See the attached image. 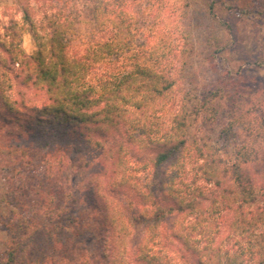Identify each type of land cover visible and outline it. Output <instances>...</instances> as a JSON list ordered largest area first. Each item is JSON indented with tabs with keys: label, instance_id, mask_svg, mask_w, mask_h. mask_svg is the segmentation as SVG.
<instances>
[{
	"label": "trees",
	"instance_id": "16d2710c",
	"mask_svg": "<svg viewBox=\"0 0 264 264\" xmlns=\"http://www.w3.org/2000/svg\"><path fill=\"white\" fill-rule=\"evenodd\" d=\"M92 12L103 36L89 43L83 53L71 51V33L78 18L62 9L41 26L43 33L27 8L21 20H10L2 26L0 91L8 111L17 117L19 109L27 119L29 131L36 129L43 137L61 143L53 147L65 152L74 139L79 146L100 150L98 157L103 161L97 164L98 186L92 189L93 196L96 191L99 194L100 202L95 207L100 210L103 228V249L98 259L103 264H178V259L189 260V264H264V200H258L250 176L239 166L230 172L211 166L208 158L200 164L195 157L197 172L192 181H187L182 173L190 157L186 112L177 110L170 133L161 136L156 130L158 115L170 103L173 81L168 71L146 54L132 53L135 36L126 12L105 0H99ZM28 31L38 44L31 54L22 46ZM28 91L42 104H31ZM137 149L154 152L150 157L154 168L169 164L156 186L144 188L131 182L127 174L131 168L129 156ZM229 173L235 175V186L228 181ZM198 180L210 186L194 185ZM121 187L133 188L138 200L129 205L119 202L117 190ZM60 192L64 191L57 187L41 191L43 207L62 214L52 223L58 230L46 232V228L30 239L41 247H52L54 256L31 258L26 247H14L9 251L10 264H76V251L66 255L61 245L68 247L70 239L78 242L83 225L76 223V217L67 216L76 202L63 203ZM206 201L211 206H205ZM21 208L13 202L10 210L17 216L14 224L26 227V233L31 223ZM222 210L234 212L229 229L239 231L248 241V246L238 252L226 247L219 236L216 214ZM170 217L174 222L164 230L161 225ZM133 222L144 226L135 243ZM70 230L73 233L65 237V231ZM87 255V264H93L96 254Z\"/></svg>",
	"mask_w": 264,
	"mask_h": 264
},
{
	"label": "rangeland",
	"instance_id": "374dc122",
	"mask_svg": "<svg viewBox=\"0 0 264 264\" xmlns=\"http://www.w3.org/2000/svg\"><path fill=\"white\" fill-rule=\"evenodd\" d=\"M98 1L0 0V29L3 32L2 26L9 24L10 20H21L23 10L27 8L43 33L41 26L62 9L78 18L75 32L71 33V51L83 53L89 43L103 36L92 12ZM105 2L126 12L133 23L135 50L132 53L146 54L159 62L160 68L168 71L173 81L170 103L158 115L156 130L161 136L170 133L177 110L186 112L187 153L190 157L183 176L188 182L192 181L197 172L195 157L199 158L200 164L208 158L211 166L228 168L230 172L239 166L240 171L250 176L258 200L263 202L264 0ZM22 46L28 54L37 49L32 32L24 33ZM10 94L14 96L13 92ZM27 94L31 104H42L32 92ZM1 96L0 91V264L9 263V251L14 247H26L31 258L54 256L52 247H41V243L35 244L30 239L39 236L46 228V232L58 230L52 223L62 214L45 209L44 195L41 194L43 190H56V187L64 191L60 192L63 203L75 200L76 206L70 207L67 216L76 217V223L83 225V232L77 236L78 242L70 239L68 247L61 245V251L65 248L68 255L67 252L74 249L76 264H87L88 253L91 256L96 254L93 264H103L98 259L103 249L101 213L95 207L100 199L98 191L94 196L92 194V189L98 186L97 164L103 161L98 157L100 150L79 146L72 139L69 142L71 147L65 152L61 148L62 152L60 147H53L58 142L53 138L43 137L36 129H31L36 131L31 135L32 131L25 126L27 119L24 115L17 109L19 116H13ZM38 144L42 147L36 148ZM153 153L137 149L130 154L131 168L127 174L133 184L156 186L169 168V164L154 168L150 161ZM234 179L235 175L229 173L228 181L233 186L236 184ZM115 184L114 180L111 187L115 188ZM195 184L205 188L210 186L202 180ZM45 197L49 200L48 195ZM117 199L129 205L138 197L133 188L121 187L117 190ZM13 202L23 206L21 211H26L33 225L26 233V227L21 229L14 224L17 216L10 210ZM205 206H211L210 201H206ZM216 215L224 245L232 252L247 247L244 235L229 229V223L235 219L234 212L222 210ZM164 220L161 227L167 230L174 218ZM133 223L132 243H135L140 240L144 226ZM71 232L73 230L65 231V237ZM189 262L178 259V264Z\"/></svg>",
	"mask_w": 264,
	"mask_h": 264
}]
</instances>
